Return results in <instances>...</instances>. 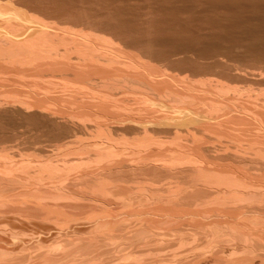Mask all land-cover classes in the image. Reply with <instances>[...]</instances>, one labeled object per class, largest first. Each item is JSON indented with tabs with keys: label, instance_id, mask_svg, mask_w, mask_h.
I'll return each mask as SVG.
<instances>
[{
	"label": "bare ground",
	"instance_id": "bare-ground-1",
	"mask_svg": "<svg viewBox=\"0 0 264 264\" xmlns=\"http://www.w3.org/2000/svg\"><path fill=\"white\" fill-rule=\"evenodd\" d=\"M32 1L0 0V264H264V59Z\"/></svg>",
	"mask_w": 264,
	"mask_h": 264
},
{
	"label": "rangeland",
	"instance_id": "rangeland-1",
	"mask_svg": "<svg viewBox=\"0 0 264 264\" xmlns=\"http://www.w3.org/2000/svg\"><path fill=\"white\" fill-rule=\"evenodd\" d=\"M34 1L36 2V3H34ZM34 1H32L31 3H30V5L32 6V5H34V7H36V8H38V9H40L41 10V8L43 9V10H41V11H47L46 9H44V7H42L43 5H45V3H46V8H47V5L49 6V4L51 5V6H49L48 7V11L46 12L47 14H49V15H51V14H55V13H58V16L60 17H55L56 19H61V16H63L64 18L65 17H67V15L69 16V17H67V18H70V15H72L73 14V12H75V13H77L78 15H80L81 16V14H83V18H85L86 17V19H88V20H86V19H83L82 18V16L81 17H79L80 19H81V21H95V22H101V24L103 23H105V21L107 20V22H108V19H109V21H110V18H112L113 16V13L115 12V20H117L116 22L118 23V24H116L117 26L118 25H122L123 26V24L125 23L126 24V22H127V24L129 23V25H131V27H133V30H135L134 32H136V27L137 26H139V30H140V32H138V30H137V32L136 33H133V30L131 29L130 30V28L128 27L129 25H126L125 27H123V28H121V27H119V28H121L120 30H119V28H118V31H120L121 33H123L122 32V30L124 29V32L126 33V31L128 30H130L131 32H128V34L130 33V34H133V35H129V36H133V38L132 37H130L131 38V40H132V42H136V41H138V42H140V40L142 41L143 39L145 40V37H147L148 36V33H146L147 34V36H146V34L144 33V34H142L143 32H146L147 31V29H145V27H146V25H144V24H146L147 22H148V20L150 21V18H152V19H155L154 20V22H153V20H151L150 21V25H149V27L148 28H155V29H150V31H151V33H152V31L154 30L155 32H153L151 35V39H154V40H151L149 37V40L150 41H152V43L153 44H158V46H159V44L161 45V43H163L162 45L164 46V49L165 50H167L168 51V49L171 51L173 48L172 47H177V48H183V49H185V51H189L190 50V52H191V50H192V52H191V54H194V56H193V60L192 59H188V58H186L187 59V61H186V59L184 60V66L186 65V67H187V65H188V67L190 66V68L191 67H193V63L194 62H196V57H207V56H209V55H211V54H213V52L212 51H215V52H218V51H222V52H225V54L228 56L229 55V57L230 56H234V57H240V59L239 60H242V59H244V60H248V62L250 61V60H254V64L255 63H257L258 64V62H255V61H259V58H260V60L261 59H264V0H147V1H145V0H76V2H75V0L73 1V0H56L55 2H54V0H38V1H36V0H34ZM53 1V2H52ZM81 1H83V4H82V2ZM132 1V2H131ZM150 3H149V2ZM43 2V3H42ZM48 2V3H47ZM75 2V3H74ZM79 2V3H78ZM86 2V3H85ZM95 2V3H94ZM124 2V3H123ZM153 2V3H152ZM170 2V3H169ZM173 2V3H172ZM199 4H198V3ZM212 2V3H211ZM216 2H217V4H216ZM240 2V3H239ZM245 2V3H244ZM42 3V5H40V4ZM73 3V4H72ZM81 3V4H80ZM88 3H89V5L91 4V6H93V7H91V6H89L88 5ZM179 3H180V5H179ZM182 3V4H181ZM41 7V8H39V6ZM56 4H57V6H56ZM78 4V5H77ZM86 5V7L84 8L83 6H85ZM103 4V5H102ZM127 4V5H126ZM152 4V5H151ZM158 4V5H157ZM187 4V5H186ZM36 5V6H35ZM61 5V6H60ZM72 5V6H71ZM80 5H82V7H80ZM95 5H97V6H95ZM117 5V6H116ZM150 5V6H149ZM168 5H169V7H168ZM216 5V6H215ZM233 5H235V6H233ZM253 5V6H252ZM78 6V7H77ZM149 6V7H148ZM157 6H158V8H157ZM160 6L162 7V8H160ZM175 6V7H174ZM177 6V7H176ZM179 6V7H178ZM186 8H185V7ZM189 6V7H188ZM204 6V7H203ZM212 6V7H211ZM33 7V6H32ZM66 7V8H65ZM70 7H72V13H71V8ZM90 7V8H89ZM127 7H128V9H127ZM164 7V8H163ZM203 7V8H202ZM207 7V8H206ZM230 7V8H229ZM233 7V8H232ZM243 7V8H242ZM67 8H69V9H67ZM79 8V9H78ZM81 8V9H80ZM109 8H111V9H109ZM126 8V9H125ZM151 8V9H150ZM181 10H180V9ZM209 8H212V9H209ZM52 11H51V10ZM54 9V10H53ZM57 9V10H56ZM83 9H84V11H83ZM97 9H98V11H97ZM107 9H109V10H107ZM140 9V10H139ZM150 9V12H152V14L150 13L149 14V12H147L148 10ZM171 9V10H170ZM175 9V10H174ZM189 10V12H188V10ZM81 10V11H80ZM88 10H90V12L91 11H93V12H91L92 14L93 13H96V11H97V13H96V15L95 14H93V16H92V14L91 13H89V11ZM104 10V11H103ZM105 10H106V12H105ZM110 10H112V12L110 11ZM144 10V11H143ZM191 10H193V11H191ZM205 10V11H204ZM232 10H234V11H232ZM242 10V11H241ZM244 10H245V12H244ZM82 11L84 12V13H82ZM140 11V12H139ZM164 11H166V12H164ZM173 11H174V13H173ZM184 11V12H183ZM208 11V12H207ZM211 11H213V12H211ZM225 11V12H224ZM90 14H88V13ZM108 12V13H107ZM110 12L112 13V14H110ZM158 12V13H157ZM168 12V13H167ZM180 12V13H179ZM203 12V13H202ZM206 14H205V13ZM231 12V13H230ZM59 13L61 14V15H59ZM69 13H71L70 15H69ZM74 13V14H75ZM144 13L145 14H147V16H148V14L149 15H151V16H149V17H147L146 19H147V21L145 20L144 21V17H146V16H144L143 17V15H144ZM161 13V14H160ZM193 13V14H192ZM63 14V15H62ZM65 14V15H64ZM72 15L71 16V18L73 19V17H76V19L74 18V20L76 21L77 20V22L78 21H80V20H78V18H77V14H75V15ZM84 14H86L87 16H85ZM110 16H112V17H110ZM137 14V15H136ZM156 14V15H155ZM159 14V15H158ZM165 14V15H164ZM176 16H175V15ZM181 16H180V15ZM183 14V15H182ZM204 16H203V15ZM226 14V15H225ZM229 14V15H228ZM247 14V15H246ZM90 17H89V16ZM96 16V18H95V16ZM98 15H101V16H98ZM118 15V16H117ZM142 15V16H141ZM172 15V16H171ZM254 15H257V16H254ZM102 16H103V18H102ZM105 16H107V17H105ZM153 16V17H152ZM185 16V17H184ZM187 16H188V19H187ZM221 16V17H220ZM232 16V17H231ZM51 17H53V15H51ZM54 17H53V19H54ZM62 17V18H63ZM94 17V18H93ZM110 17V18H109ZM132 17V18H131ZM155 17V18H154ZM178 17V18H177ZM206 17V18H205ZM237 17H239V18H237ZM67 18H65L64 20L63 19H61V20H56V22L57 21H59L58 23H61V27H63V26H67V27H69L70 26V24L72 25L73 23L71 22V21H73V20H69V23L67 24V22H68V20H67ZM91 18H93L92 20H91ZM97 18H99V20L97 19ZM101 18V19H100ZM105 18H107V19H105ZM143 19L142 20V22H141V20L140 19ZM149 18V19H148ZM164 18H166V19H164ZM172 18V19H171ZM211 18V19H210ZM215 18V19H214ZM218 18V19H217ZM231 18V19H230ZM261 18H263V19H261ZM90 19V20H89ZM98 21H97V20ZM113 19L114 18H112L111 19V21H113ZM184 20V21H179V20ZM229 19V21H227V20ZM67 20V21H66ZM103 20H105L104 22H103ZM115 20H114V22H115ZM125 20H127V21H125ZM157 20H159V21H157ZM165 20V21H164ZM245 22H244V21ZM121 21L122 22H124V23H122L121 24ZM130 21V22H129ZM134 21H136L135 23H134ZM143 21H144V23H143ZM161 21V22H160ZM172 21H173V23H172ZM175 21V22H174ZM217 21V22H216ZM234 21V22H233ZM239 21V22H238ZM247 21V22H246ZM62 22H63V24H62ZM105 23V24H109L108 26H111L112 24H110V23ZM115 22V23H116ZM139 22H141V23H139ZM146 22V23H145ZM166 22V23H165ZM169 22V23H168ZM189 22V23H188ZM215 22H216V24H215ZM224 22V23H223ZM228 22V23H227ZM230 22V23H229ZM251 22V23H250ZM64 23H66L67 25H64ZM131 23V24H130ZM155 23V24H154ZM178 23V24H177ZM191 23V24H190ZM238 23H240L241 25H239ZM243 23V24H242ZM124 24V25H125ZM139 24V25H138ZM142 24V25H141ZM148 24L149 23H147V26H148ZM153 24H154V26H153ZM171 24V25H170ZM208 24V25H207ZM222 24V25H221ZM237 24V25H236ZM69 25V26H68ZM114 25V24H113ZM115 25V26H116ZM136 25V26H135ZM144 25V27H143V29L141 28L142 26ZM151 25H152V27H151ZM159 25V26H158ZM165 25V26H164ZM173 25V26H172ZM178 25V26H177ZM203 25V26H202ZM218 25H219V27H218ZM231 25H232V27H231ZM247 25H250V26H247ZM161 26V27H160ZM176 26H177V28H176ZM180 26V27H179ZM186 26V27H185ZM191 26V27H190ZM208 26H209V29H208ZM236 26V27H235ZM112 27V26H111ZM128 27V29H126ZM172 27V28H171ZM185 29H184V28ZM194 27H195V29H194ZM198 27V28H197ZM200 27V28H199ZM203 27V28H202ZM222 27V28H221ZM225 27H227V28H225ZM234 27V28H233ZM260 27V28H259ZM115 29H116V27H114ZM147 28V27H146ZM158 28H160V29H158ZM169 28V29H168ZM206 28V29H205ZM218 28V29H217ZM142 29V30H141ZM165 29H167V30H165ZM180 29H182V30H180ZM214 29V30H213ZM247 29H249V30H247ZM260 29V30H259ZM117 30V29H116ZM146 30V31H145ZM158 30H160V31H158ZM162 30H164V31H162ZM186 30V31H185ZM203 31L202 33H200L201 31ZM206 30V31H205ZM223 30V31H222ZM228 30H230V31H228ZM250 30H251V32H250ZM148 31H149V29H148ZM149 31V32H150ZM157 31V32H156ZM184 31V32H183ZM205 31V32H204ZM213 31V32H212ZM221 31V32H220ZM160 32H161V34H160ZM168 32V33H167ZM169 32H170V34H169ZM177 32H179L178 34H180V35H178L177 34ZM183 32V33H182ZM217 32V33H216ZM224 32V33H223ZM241 32V33H240ZM245 32V33H244ZM247 32V33H246ZM125 33H123L124 35H126ZM172 33V34H171ZM185 33V34H184ZM190 33H192V34H190ZM198 33V34H197ZM219 33V34H218ZM228 33V34H227ZM237 33V34H236ZM240 33V34H239ZM260 33V34H259ZM128 34L126 35V36H128ZM136 34H138V35H136ZM149 34V35H150ZM163 34H165V36L163 35ZM145 35V36H144ZM157 35H159L158 37H157ZM160 35H162V36H160ZM168 35H170L169 36V38H168ZM174 35V36H173ZM193 35V36H192ZM200 35V36H199ZM202 35H204L203 37H205L204 38V40L202 39L203 37H202ZM211 35V36H210ZM231 35V36H230ZM141 36V37H140ZM143 36V37H142ZM157 38H156V37ZM192 36V37H191ZM223 36V37H222ZM234 36V37H233ZM236 36V37H235ZM136 37V38H135ZM154 37V38H153ZM196 37H198V38H200V39H198V38H196ZM215 37V38H214ZM148 38H146V40H148ZM174 38V39H173ZM197 40H196V39ZM262 38V39H261ZM133 39H135V41H133ZM161 41H160V40ZM163 39H165L164 40V42H165V44H164V42H163ZM181 39V40H180ZM194 39V40H193ZM212 39V40H211ZM238 39V40H237ZM128 40H130L129 38H128ZM176 40V41H175ZM180 40V41H179ZM219 42H218V41ZM239 40H241V41H239ZM245 40V41H244ZM179 41V42H178ZM183 41V42H182ZM199 43H198V42ZM217 41V42H216ZM223 41V42H222ZM239 41V42H238ZM259 41V42H258ZM262 41V42H261ZM131 42V41H130ZM158 42V43H157ZM161 42V43H160ZM168 42V43H167ZM173 42V43H172ZM185 42V43H184ZM209 42V43H208ZM225 42V44H223ZM232 42H234L233 44H232ZM237 42H238V44H237ZM252 42V43H251ZM255 44H254V43ZM171 43V44H170ZM177 43V44H176ZM201 43V44H200ZM228 43V44H227ZM155 44V46H157ZM170 44V45H169ZM188 44H191V45H188ZM209 44H211V45H209ZM231 44L233 45V46H231ZM245 44V45H244ZM251 44V45H250ZM166 45V46H165ZM169 45V46H168ZM180 47H179V46ZM200 45V46H199ZM224 45V46H223ZM243 45V46H242ZM157 46V47H158ZM188 46V47H187ZM190 46V47H189ZM194 46V47H193ZM209 46V47H208ZM239 46H240V48H239ZM244 46H245V48H244ZM263 46V47H262ZM156 47V48H157ZM168 47V48H167ZM204 47V48H203ZM212 47H213V49H212ZM225 47V48H224ZM159 48H161V49H163L162 48V46H160ZM193 48V49H192ZM197 48H199V49H197ZM222 48V49H221ZM235 48H237V50L235 49ZM239 48V49H238ZM160 49V50H161ZM197 51H196V50ZM205 49V50H204ZM226 49V50H225ZM231 49H232V51H231ZM153 50H156V49H154V47H153ZM165 50H162L163 52H167V51H165ZM209 50V51H208ZM224 50V51H223ZM158 51V48H157V50H156V52ZM208 51V52H207ZM240 51V52H239ZM242 51V52H241ZM197 52H198V55H197ZM214 52V53H215ZM227 52V53H226ZM235 52H237V53H235ZM254 52H255V54H254ZM207 53V54H206ZM261 53V54H260ZM190 54V55H191ZM236 54H238V55H236ZM257 57H256V56ZM191 56V57H192ZM234 57H231V58H234ZM197 58V59H198ZM256 59H258V60H256ZM191 61V62H190ZM187 62V63H186ZM242 62V61H241ZM244 62V61H243ZM247 62V63H248ZM252 62V61H251ZM261 62V61H260ZM264 62V61H263ZM263 62L261 63V64H263ZM244 63H246V62H244ZM190 64V65H189ZM248 64H250V63H248ZM252 65H253V63H251ZM250 64V65H251ZM256 64V65H257ZM192 65V66H191ZM255 65V66H256ZM260 64H258V69H260L261 67L259 66ZM182 67V65H181V67L183 68V69H185V67ZM194 66H195V64H194ZM249 65H247V67H248ZM255 66H253V67H255ZM180 67V66H179ZM181 67H180V69H181ZM187 67V68H188ZM252 67V66H251ZM255 67V68H256ZM262 68H264V66L262 65ZM261 68V69H262ZM183 69H181V70H183ZM197 79V78H196ZM198 79H200V78H198Z\"/></svg>",
	"mask_w": 264,
	"mask_h": 264
}]
</instances>
